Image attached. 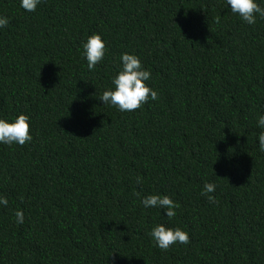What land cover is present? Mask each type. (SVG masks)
<instances>
[{
  "label": "trees",
  "instance_id": "obj_1",
  "mask_svg": "<svg viewBox=\"0 0 264 264\" xmlns=\"http://www.w3.org/2000/svg\"><path fill=\"white\" fill-rule=\"evenodd\" d=\"M0 16V119L28 114L33 137L0 143V264H264V18L227 0H0ZM125 52L159 98L122 112L99 97ZM153 194L177 215L145 208ZM161 223L190 242L160 249Z\"/></svg>",
  "mask_w": 264,
  "mask_h": 264
},
{
  "label": "clouds",
  "instance_id": "obj_2",
  "mask_svg": "<svg viewBox=\"0 0 264 264\" xmlns=\"http://www.w3.org/2000/svg\"><path fill=\"white\" fill-rule=\"evenodd\" d=\"M41 0H21V7L27 12H34ZM231 6V11L239 15L248 24H255L257 14L264 18V7L257 0H227ZM219 23V17L216 18ZM9 23L7 17L0 16V27H5ZM84 55L87 59L89 70H95L96 66L104 59L106 52V42L99 33L88 37L83 45ZM122 68L113 78L112 89L106 90L99 97L103 104L116 106L120 111H134L148 103L149 99L158 100V92L151 88L146 82L151 79V71L146 69L140 57L133 53L125 52L120 57ZM258 125L264 128V115L258 119ZM33 139L31 135L30 116L25 113L19 114L15 119H0V143L6 145H25ZM259 148L264 151V131L258 136ZM141 183V178H137V184ZM214 183H205L202 195L206 196L210 203H217ZM139 195V193H137ZM0 204L5 207L8 200L0 197ZM145 208L159 207L166 210V217L169 220L177 215L176 209L179 204L168 195L153 194L146 196L142 200ZM17 223H23L24 214L17 210L15 213ZM155 244L162 250H168L173 244H188L190 235L187 231L179 227H170L164 223L153 227L150 232Z\"/></svg>",
  "mask_w": 264,
  "mask_h": 264
}]
</instances>
